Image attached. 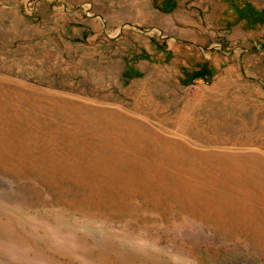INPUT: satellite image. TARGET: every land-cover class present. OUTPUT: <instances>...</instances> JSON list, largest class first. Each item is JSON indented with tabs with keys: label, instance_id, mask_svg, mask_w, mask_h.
<instances>
[{
	"label": "rangeland",
	"instance_id": "1",
	"mask_svg": "<svg viewBox=\"0 0 264 264\" xmlns=\"http://www.w3.org/2000/svg\"><path fill=\"white\" fill-rule=\"evenodd\" d=\"M221 181L264 216V0H0V264H264Z\"/></svg>",
	"mask_w": 264,
	"mask_h": 264
},
{
	"label": "bare ground",
	"instance_id": "2",
	"mask_svg": "<svg viewBox=\"0 0 264 264\" xmlns=\"http://www.w3.org/2000/svg\"><path fill=\"white\" fill-rule=\"evenodd\" d=\"M182 119L183 118L181 117L179 120L180 123H182L185 120V119L184 120H182ZM138 130L139 129L136 128L131 132V137L129 138L130 142L143 143L146 139H147V142L150 141L151 143H154L156 141V138L154 136L153 137L150 136V138L142 137L139 134ZM171 155L176 156L175 154H171ZM176 161H178V160H176ZM181 161H183V159H181ZM222 164H224V163L222 162ZM239 165L240 164L234 165L235 169H233V171H235ZM159 178H160V176H159ZM220 183L223 185L222 186H215L217 189L220 187H227V188H229L230 191L226 190V191L210 192L208 194V196H206L204 198V201L208 204V207L210 206V208L207 209L208 215L205 213L204 214L201 213V215H200L201 219L204 220L207 216H210V217H216L219 219L224 217V218H228V219L232 220V219H237V218H243V216H244L245 218H247L251 221L254 220L255 222H257V225L255 228L252 226L253 227V234L255 236H260V235L264 236V231L258 229V228H261L260 226H258V223L264 222V216L261 219L256 221L255 216L252 215V213H255L254 209H245L244 211H240V214H237L238 210L235 209L236 205H235L234 197L237 194L239 195V193H234V191L232 189H230V187L228 186L229 184H226L223 181H221ZM223 208H225V211H222Z\"/></svg>",
	"mask_w": 264,
	"mask_h": 264
}]
</instances>
